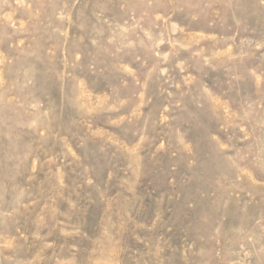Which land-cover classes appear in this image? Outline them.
<instances>
[{
    "label": "rangeland",
    "instance_id": "1",
    "mask_svg": "<svg viewBox=\"0 0 264 264\" xmlns=\"http://www.w3.org/2000/svg\"><path fill=\"white\" fill-rule=\"evenodd\" d=\"M0 264H264V0H0Z\"/></svg>",
    "mask_w": 264,
    "mask_h": 264
}]
</instances>
